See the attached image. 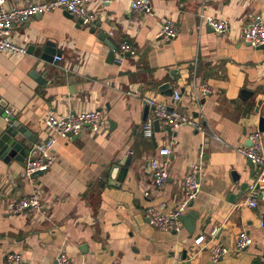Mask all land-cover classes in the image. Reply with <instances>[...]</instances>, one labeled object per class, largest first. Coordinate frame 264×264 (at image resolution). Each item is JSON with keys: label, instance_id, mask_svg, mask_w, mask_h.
I'll use <instances>...</instances> for the list:
<instances>
[{"label": "crops", "instance_id": "0c3cea01", "mask_svg": "<svg viewBox=\"0 0 264 264\" xmlns=\"http://www.w3.org/2000/svg\"><path fill=\"white\" fill-rule=\"evenodd\" d=\"M42 1L47 0H8L4 9ZM151 1L153 15L133 12L129 0L90 5L97 14L93 26L80 24L63 9L37 16L15 28L10 38L27 47L26 55L0 52V109H11L8 119L38 141L45 138L44 118L50 113L100 110L108 121L104 135L59 140L55 163L34 181L23 176L25 161L0 159V264H8L9 253L21 254L25 264H57L60 251L74 264H264V197L255 209L248 204L249 185L260 170L239 152L250 147V135L259 131L264 117V48L244 40L248 27L264 24V0ZM201 11L224 20L228 30L219 34L201 25ZM167 18L178 27L175 39L160 38ZM48 43L63 58L57 65L29 53ZM124 43L133 46L134 54L121 51ZM112 47L117 48L114 61L109 60ZM46 71L44 84L33 77ZM199 83L207 84L211 94L198 103L193 87ZM176 90L179 102L174 101ZM140 97L191 115L205 134L188 126L164 129L159 123L154 137L145 138L151 111ZM8 125L0 114V136ZM202 146L201 192L188 211L197 213L193 232L185 225L178 233L151 226L146 209L170 211L182 201L185 176ZM162 147L172 150L170 177L157 187L150 162L162 159ZM129 154L125 181L109 186L108 169ZM35 187L47 219L29 211L12 213V205ZM214 228H219L214 243L232 250L218 263L194 243ZM244 232L252 244L235 252Z\"/></svg>", "mask_w": 264, "mask_h": 264}, {"label": "built area", "instance_id": "2783aa9c", "mask_svg": "<svg viewBox=\"0 0 264 264\" xmlns=\"http://www.w3.org/2000/svg\"><path fill=\"white\" fill-rule=\"evenodd\" d=\"M8 0H0V52L10 55H26L27 47L16 44L10 40L15 28L22 27L29 23L37 16L63 9L77 18L83 25L93 26L97 20L95 11L90 10V5L95 3L101 6L109 5L117 0H47L40 3L30 4L23 7H14L5 10L4 5ZM130 7L135 13L154 14V8L151 0H129ZM201 25H207L219 34L228 30V24L217 17L206 14L204 11L199 13ZM178 36V27L175 22L167 18L162 27L160 38L166 40L175 39ZM245 42L253 48L264 46V24L258 23L248 27L244 34ZM121 51L126 54H134V48L130 43L121 45ZM63 58L56 56L55 61L61 62ZM193 93L199 103V100L211 94V89L207 84L199 83L193 87ZM130 95L138 96L135 92ZM174 101L181 100L179 90L174 91ZM142 101L149 107L151 114L143 126V136L151 139L155 135V121H159L161 128H170L179 130L188 126L197 130L199 133L205 134V128L201 122L191 115L180 111L170 112L163 104L151 97H140ZM4 114L6 120L13 117L11 109H5ZM46 135L41 141L35 143L27 153L24 162L23 176L34 181L40 173L48 171L55 163L56 156L54 154L55 145L61 139H69L78 137L84 133L90 135H104L108 133V121L100 110L85 111L82 113H69L66 116H57L50 113L44 118ZM250 147L240 148L239 152L250 160L258 169L260 174L249 185L248 204L252 208H257L259 197H264V134L257 131L250 135ZM172 154L170 147H162L159 150V161L153 159L150 162V168L153 173L154 183L157 187H162L170 177V161ZM204 148L202 146L199 153V160L196 161L189 173L185 176L183 182L184 196L182 201L172 210L165 211L164 207H149L145 211V216L151 226L161 231L169 233H178L184 223L182 217L186 215L191 204L201 192V163L204 159ZM26 211L32 212L40 218L47 219L45 214L44 199L41 193L35 187L34 191L15 202L11 207V212L21 214ZM219 228H214L208 235H201L195 239L194 243L198 247V252L208 250L210 259L214 263H218L224 256L228 255L232 250L228 247L214 243ZM252 244L249 234L246 232L240 234L237 238L234 248L235 252L247 250ZM8 264H25L24 258L18 253H9L6 256ZM57 264H74L70 256L65 251H60L56 257ZM173 264H189V260H178Z\"/></svg>", "mask_w": 264, "mask_h": 264}, {"label": "water", "instance_id": "95a60500", "mask_svg": "<svg viewBox=\"0 0 264 264\" xmlns=\"http://www.w3.org/2000/svg\"><path fill=\"white\" fill-rule=\"evenodd\" d=\"M68 14L70 15L71 18H73V16L70 13ZM80 24H82V22H80ZM112 48L113 49L110 53L109 60L114 61L115 51L117 48L116 47H112ZM261 48H264V46ZM57 52L58 51L55 49V45H52L50 43H48L43 49L36 50L35 47H31L29 51L30 54L37 55V57L42 62L53 65H57V62L55 61V57L57 56V54H59ZM126 56H129V54H127ZM47 75L48 72L46 71L41 75L38 74L33 77L39 83L44 84L46 82L45 77ZM167 88L168 85L164 86L163 90ZM172 94L173 91L169 89L168 95L172 96ZM3 113H4V109L2 108L0 109V114ZM195 116L197 117L198 115ZM111 125L113 124L111 123ZM155 129L156 131L159 130V121L155 123ZM259 131L264 133V117L260 118ZM38 140H39L38 136L35 135L32 131H29L25 126H22L19 122L10 119L7 129L0 136V159H2L6 163L10 162V160L12 159H16L17 161L24 162L27 157L28 151L35 143L38 142ZM249 146H251V142H249ZM131 163H132V155L129 154L126 156L125 159L117 160L115 164L108 169V173H107L108 175L106 181L109 184V186L115 187L122 184L125 181ZM250 167L252 168L254 167L251 161H250ZM41 174L42 173L38 175ZM233 175L235 178L236 173H233ZM246 188L247 185H243L242 190L244 191ZM196 218H197V213L195 212H189L182 217V221L189 232H193ZM262 223L264 226V216L262 217Z\"/></svg>", "mask_w": 264, "mask_h": 264}]
</instances>
